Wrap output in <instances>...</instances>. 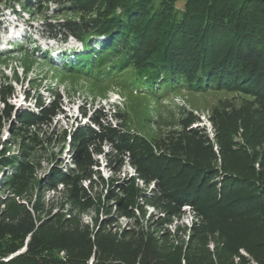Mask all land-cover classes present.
<instances>
[{"label": "rangeland", "instance_id": "1", "mask_svg": "<svg viewBox=\"0 0 264 264\" xmlns=\"http://www.w3.org/2000/svg\"><path fill=\"white\" fill-rule=\"evenodd\" d=\"M29 1L35 2L32 9L14 5L10 10L0 0V220L77 230L110 244L131 262L136 252L130 249L146 238L156 254H147L140 264H264V212L255 218L251 213L201 215L181 207L172 215L147 207L141 195L153 185L145 188L131 165L134 159L141 162L139 169L167 165L164 179L179 165L222 170L247 178L254 192V184L264 185V99L184 87L152 94L148 88L158 84L137 85L134 65L103 71L104 64L75 66L86 57L84 44L74 36L51 37L45 27L74 22L79 14L54 1L41 7ZM106 71H111L107 79ZM41 103H56L62 113L32 125L27 115L36 114ZM98 114L106 116L105 125L130 135L132 145L121 153L109 142L97 144L86 156L89 181H59L61 172L74 168L71 149ZM69 192L77 196L72 203ZM29 240V235L1 237L0 261L26 253ZM86 264H94L93 256Z\"/></svg>", "mask_w": 264, "mask_h": 264}, {"label": "trees", "instance_id": "2", "mask_svg": "<svg viewBox=\"0 0 264 264\" xmlns=\"http://www.w3.org/2000/svg\"><path fill=\"white\" fill-rule=\"evenodd\" d=\"M5 1L10 10L14 5L28 9L35 6V2L29 0ZM35 1L39 2L37 7L54 1L62 4L61 8L79 14L74 22L45 27L51 37L64 41L68 36H74L84 44L86 57L77 59L75 66L92 68L95 63L104 64L103 71L125 66L123 70L134 65L130 68L136 72L137 85L158 84L157 88H148L152 94L184 87L192 92L239 91L264 99V0ZM105 73V79L111 76V71ZM165 82L170 85H163ZM61 113L56 103L50 106L41 103L36 114L27 117L32 125H37L54 120ZM105 117L104 114L90 117L93 127L83 128V137L78 138L71 149L74 168L61 172V177L57 176L59 181H89L86 156L97 144L109 142L121 153L132 145L130 135L105 125ZM138 163L141 165L134 159L131 165L138 171L140 181L145 188L153 185L152 190L141 195L147 207L163 209L165 213L173 211L172 215L181 207H193L201 215L253 214L255 218L264 212V185L254 184L252 192L248 188V179L240 175L179 165L164 179L163 171L169 166L163 164V167L145 170L137 168ZM115 166L114 163L112 168L116 169ZM208 176H211L210 180H207ZM9 182L10 179L4 184ZM73 195L69 203L76 200V194ZM165 205L170 208L165 209ZM2 221L0 238L8 235L23 239L29 235L30 240L26 253L7 263L0 261V264H86L92 256L94 264H135L138 259L140 264L147 254H156L146 238L130 249L131 253L136 252L131 262L125 257L120 258L110 244L97 240L99 238L93 241L77 230L57 232L45 222L36 226L26 219ZM61 251L65 252V261L56 256ZM1 253L5 251H0V258L4 255ZM154 264L163 263L155 261Z\"/></svg>", "mask_w": 264, "mask_h": 264}, {"label": "water", "instance_id": "3", "mask_svg": "<svg viewBox=\"0 0 264 264\" xmlns=\"http://www.w3.org/2000/svg\"><path fill=\"white\" fill-rule=\"evenodd\" d=\"M28 244V243H27ZM26 248H27V246H26ZM60 254H62V255H65V252L64 251H62V252H60Z\"/></svg>", "mask_w": 264, "mask_h": 264}]
</instances>
